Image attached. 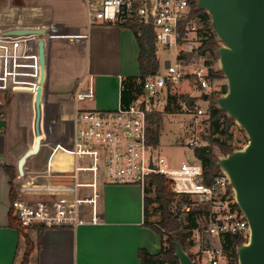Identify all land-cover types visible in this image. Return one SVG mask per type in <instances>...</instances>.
Returning <instances> with one entry per match:
<instances>
[{
    "label": "crops",
    "instance_id": "crops-1",
    "mask_svg": "<svg viewBox=\"0 0 264 264\" xmlns=\"http://www.w3.org/2000/svg\"><path fill=\"white\" fill-rule=\"evenodd\" d=\"M30 1L24 8L29 12V23L22 26L45 28L44 70L38 64V36L17 47H6L4 58L0 57L4 96L19 93L18 98L9 102L4 100L10 106L9 112L0 104V264H22L25 250L24 239L9 226L11 178L4 166L16 170L15 193L21 190L20 194L25 195L24 189L37 191L30 192L34 195L29 197L34 198L50 197L47 190L73 194L72 187L60 189L62 184L71 185L73 179L60 175L71 173L76 162L72 147L67 145L69 137V144L72 143L76 109H116L121 104L122 77L139 74V48L130 29L111 23L89 22L88 14L85 15L86 0H75L72 4L62 0ZM77 7L82 11L80 21L72 12ZM28 48L29 53L23 50ZM10 58H15L18 68L28 66L30 72L22 69L9 72ZM16 75L19 79L29 77L32 81L13 84ZM90 78L94 86L93 97L77 101V82L84 80L87 86ZM38 86L41 87L40 125L44 139L39 153L27 159L26 178L19 183L16 181L17 163L35 141ZM46 125L51 127L50 131ZM37 173L46 176L27 184ZM91 178L90 173L79 174L81 181L91 182ZM95 188L94 209L90 203L81 206L85 220L82 225L26 230L36 245L29 264H141L137 254L139 248L144 247L152 254L160 251L159 236L144 225L154 221V215L150 208L149 218L145 219L141 187L109 183L101 167ZM92 192V187L76 189L82 198H91Z\"/></svg>",
    "mask_w": 264,
    "mask_h": 264
},
{
    "label": "built area",
    "instance_id": "built-area-1",
    "mask_svg": "<svg viewBox=\"0 0 264 264\" xmlns=\"http://www.w3.org/2000/svg\"><path fill=\"white\" fill-rule=\"evenodd\" d=\"M190 2L191 0H86L89 22L123 26L132 20L150 25L155 33L156 46L173 50V59L166 61L164 71L160 68L142 80V93L130 103H121L113 110L76 109L72 142L76 162L71 173L60 175L73 179L71 185L62 184L60 189L64 191L72 187L74 192L70 195L47 190L50 197L34 198L29 197L33 194L30 192L37 191L29 192L24 189L26 194L23 195L20 194L21 190H17L18 194L11 201V208L23 227L76 228L82 225L85 220L81 206L90 203L94 209L97 176L103 167L109 183L137 185L143 191L153 174L163 175L174 183V191L179 195L186 194L190 200H198L202 204L201 208H196L198 225L191 229L190 238L192 245L189 252L196 264H228L229 255L224 249L227 234L241 235L248 240V222L236 203L234 191L223 170L220 169L207 183L204 166L200 161L172 165L159 154L157 146L149 142V117L158 112H166V103H161V95L169 87L189 80L196 84L202 94L209 95L208 89L214 88L209 66L194 56L191 59L184 56V53L195 50L191 35L197 30L198 19L189 18ZM19 27L24 26H6L0 22L2 59L6 47H17L35 38L33 35L7 34V31ZM123 89L125 84L121 81V90ZM93 95L91 78L87 86L84 80L77 82V101H85ZM186 111L190 115V123L195 126L206 113L197 104L187 107ZM202 144V138L199 137L188 141L192 148ZM80 173H90L92 181H81ZM45 176L37 173L27 184ZM25 178V168L23 174L17 171L16 181L20 183ZM79 187H92V197H80L76 193ZM52 194L55 196H51ZM193 208L194 202L184 210L189 212ZM93 215L96 218L94 211Z\"/></svg>",
    "mask_w": 264,
    "mask_h": 264
},
{
    "label": "water",
    "instance_id": "water-1",
    "mask_svg": "<svg viewBox=\"0 0 264 264\" xmlns=\"http://www.w3.org/2000/svg\"><path fill=\"white\" fill-rule=\"evenodd\" d=\"M197 9L209 14L212 30L221 42L217 49L218 66L227 90L217 97L216 106L233 118L248 137L243 147L217 161L249 225L248 240L236 248L238 264H264V0H197ZM45 32L44 27L7 31L8 35L38 36V64L42 70L46 66ZM202 99L207 100L208 94L203 93ZM40 104L38 86L35 141L17 163L20 174L24 173L27 159L39 153L44 139ZM174 245L179 264H196L177 239Z\"/></svg>",
    "mask_w": 264,
    "mask_h": 264
},
{
    "label": "trees",
    "instance_id": "trees-1",
    "mask_svg": "<svg viewBox=\"0 0 264 264\" xmlns=\"http://www.w3.org/2000/svg\"><path fill=\"white\" fill-rule=\"evenodd\" d=\"M196 17L199 22L203 23L206 30L205 37L202 39L201 44L193 52L184 53L187 59H191L195 53L199 56H205L208 52L212 55L217 54V49L221 45L220 40L211 27V19L205 10L197 9V0L190 2L189 18ZM122 27L128 28L134 34L138 48H139V74L137 76H125L121 81L125 84V89L121 90V103H130L137 95L142 93V80L148 75L156 73L160 69V62L157 56V46L155 43V33L150 25L143 24L138 21H127ZM209 66L210 76L213 80L223 78V72L220 69H214L212 62L205 61ZM227 90L226 84L222 85L218 94L212 92L208 95L209 107L208 118L206 121L210 124L209 135L206 136L205 141L201 146L194 148L195 156L204 166L206 182L220 171L217 164L218 156L213 151L212 145L217 144L221 152L226 155L240 147H234L227 143V141L220 140L215 137L217 134L224 135L226 138H232V133L229 132L230 127L234 125L235 121L229 117L225 111L216 106V99L218 96L224 94ZM198 97L179 94L168 95L166 104V112L171 111L172 103L176 105L177 109H182L181 102H185L188 106H195ZM161 115L159 113L149 117V142L157 144L156 132L154 126L159 124ZM202 135V134H201ZM5 170L8 172L11 180V201L16 197L14 190L13 179L16 170L12 166L5 165ZM178 196H180L178 198ZM193 202L186 194L179 195L174 191V183L160 174H153L150 183L144 189V210L145 219L149 218L150 208L154 215L157 211L160 214V219L152 222L145 223L144 225L153 230L160 238L161 248L157 254L150 253L146 248L141 247L138 249V257L141 264H179L178 259L174 256L175 245L174 239H177L183 248L189 253L193 259V255L189 252L192 245L191 229L198 225L197 214L198 210L193 208L189 212H185L184 208L191 205ZM9 226L18 231L19 235L24 239L25 250L22 258V264H29V259L35 249L34 241L26 233L27 228L23 227L18 218L14 215L12 208L9 211ZM42 227H39L41 229ZM245 238L237 234H227L225 236L224 249L228 252L229 263L238 264L236 248L243 243Z\"/></svg>",
    "mask_w": 264,
    "mask_h": 264
},
{
    "label": "rangeland",
    "instance_id": "rangeland-1",
    "mask_svg": "<svg viewBox=\"0 0 264 264\" xmlns=\"http://www.w3.org/2000/svg\"><path fill=\"white\" fill-rule=\"evenodd\" d=\"M28 2L31 1L30 0H0V22L4 23L6 26H14V25L22 26L24 24L25 25L28 24L29 12L27 10H24ZM62 2L67 4H72L75 2V0H62ZM62 10L64 13L66 12L65 8H63ZM72 12H74L77 20L80 21L83 19L81 13L82 11L80 10V8L77 7ZM85 15L87 16L86 7H85ZM205 32L206 30L203 26V23L199 22L198 20L197 30L191 35V40L193 41V45L195 46L194 49L199 47V45L201 44L202 39L205 37ZM23 50L27 53L30 52L29 48L27 50L26 49ZM157 56L161 66L160 68L162 69V71H164L166 61L173 59V50H166L161 45H157ZM194 58L201 59L204 62L206 60L210 61L212 62V67L214 69H219L218 58L216 55H212L208 52L205 56H199L197 53H195ZM9 61H10L9 65L11 67H9L8 71L13 70V72H16V70L22 69L30 72L28 66L24 68H18L15 63L16 62L15 58H10ZM26 63H28V61ZM1 74L2 75H0V100H2L3 102L0 101L1 102L0 104H2L4 108H6V112H9L10 106H8L7 103L5 104L4 100L5 102H9L15 97L18 98L19 93L16 92L14 93L15 95L13 94L11 96H4L5 90L3 89V87L5 85L2 82L4 74L3 73ZM13 78H14L13 84H17L18 81L19 82L22 81L24 83H30L32 81V79H29V77L19 79L17 75L14 76ZM224 84H226V79L224 76L223 78L215 79L214 88L208 89V92L210 93L216 92V94H218L219 91L221 90L222 85ZM169 94L172 95L187 94L198 97L196 104L204 108L206 110V113L202 117L201 122H199V124L195 126L194 124L190 123V115L186 111L187 107L189 106H187L185 102H181V101L179 102L182 107L181 110L177 109L176 105L172 103L171 111L165 113L158 112L161 115V119L159 121V124L154 126L153 128L157 135L156 139L158 142L157 144H155L157 145V151L169 163L175 166H179L182 162L198 163L199 160L195 156L194 148L188 145V141L196 137H199L202 138V141L204 142L206 136L209 135L210 124L206 121V119L208 118L207 111L209 107V101L202 99V92L196 87V84L193 81H189V80H183L178 84L169 87L165 93H162L161 103L164 102L167 104ZM24 98L26 99L25 96ZM150 126L151 125L149 124V127ZM46 129L50 131L51 127H49V125H46ZM229 132L232 133V138L230 139L226 138L224 135L221 134H217L215 135V137H219L220 140L222 141H227L228 144L234 147H240V146L243 147L247 143L248 137L245 131L236 123H234V125L230 127ZM70 141H71V137L68 138L67 145L72 147V143L69 144ZM212 148L218 157L224 155L217 144H213ZM179 197L180 196H178V198ZM191 201L194 202V208L202 207V204H200L198 200H191ZM159 219H160V214L157 211L154 214L153 220L155 221Z\"/></svg>",
    "mask_w": 264,
    "mask_h": 264
}]
</instances>
